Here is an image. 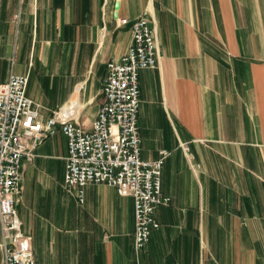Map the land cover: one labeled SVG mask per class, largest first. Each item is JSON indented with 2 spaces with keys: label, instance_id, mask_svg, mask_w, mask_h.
Returning a JSON list of instances; mask_svg holds the SVG:
<instances>
[{
  "label": "crops",
  "instance_id": "crops-1",
  "mask_svg": "<svg viewBox=\"0 0 264 264\" xmlns=\"http://www.w3.org/2000/svg\"><path fill=\"white\" fill-rule=\"evenodd\" d=\"M142 14L157 63L139 72L141 156L169 152L161 188L170 202L136 251L132 197L89 183L80 203L64 187L58 129L22 165L16 207L35 260L264 264V0H0V84L26 74L43 120L77 99V121L90 129L106 64L126 52Z\"/></svg>",
  "mask_w": 264,
  "mask_h": 264
},
{
  "label": "built area",
  "instance_id": "built-area-1",
  "mask_svg": "<svg viewBox=\"0 0 264 264\" xmlns=\"http://www.w3.org/2000/svg\"><path fill=\"white\" fill-rule=\"evenodd\" d=\"M125 24L127 18H120ZM131 43L119 59L106 64L97 116L86 129L77 121L74 99L42 119L38 104L26 94L28 76L11 73L0 84V249L4 264H37L31 237L22 231L17 211L23 160L31 161L36 147L58 129L67 142L64 187L78 202L89 183L114 186L117 194L134 203V249H143L159 224L155 209L167 205L162 192L161 168L167 150L155 159L141 156L138 125L139 72L157 63L155 28L145 15L130 22ZM84 88L83 84L77 90ZM185 151L188 146L182 144Z\"/></svg>",
  "mask_w": 264,
  "mask_h": 264
}]
</instances>
